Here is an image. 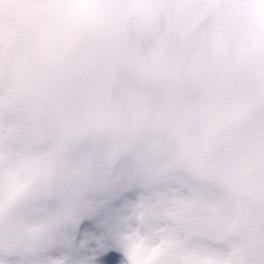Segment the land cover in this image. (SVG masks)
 <instances>
[{"label": "rangeland", "instance_id": "rangeland-1", "mask_svg": "<svg viewBox=\"0 0 264 264\" xmlns=\"http://www.w3.org/2000/svg\"><path fill=\"white\" fill-rule=\"evenodd\" d=\"M130 50L188 69L190 120L157 94L117 138L88 135L64 215L38 238L0 234V264H264V0H0V112L22 98L55 111L73 71L64 109L95 116Z\"/></svg>", "mask_w": 264, "mask_h": 264}, {"label": "clouds", "instance_id": "clouds-1", "mask_svg": "<svg viewBox=\"0 0 264 264\" xmlns=\"http://www.w3.org/2000/svg\"><path fill=\"white\" fill-rule=\"evenodd\" d=\"M110 71L114 81H121L120 92L115 99L106 95L100 111L86 120L72 118L62 107L43 110L26 98L0 112V234L5 239L38 238L41 225L64 215L72 172L83 163L88 135L117 138L122 124L151 116L157 94L171 101L176 116L190 120L184 96L177 95L179 77L189 75L188 69L181 73L167 61L153 62L130 50ZM125 74L128 79L122 81ZM179 144L187 164L186 132Z\"/></svg>", "mask_w": 264, "mask_h": 264}, {"label": "water", "instance_id": "water-1", "mask_svg": "<svg viewBox=\"0 0 264 264\" xmlns=\"http://www.w3.org/2000/svg\"><path fill=\"white\" fill-rule=\"evenodd\" d=\"M77 91V83L75 81V74L70 71L65 82L64 94L67 96H72ZM257 111L264 112V96L259 100L257 105ZM241 235L245 238V229L242 228ZM257 247V243L255 244ZM252 257L255 259V251L252 252Z\"/></svg>", "mask_w": 264, "mask_h": 264}, {"label": "flooded vegetation", "instance_id": "flooded-vegetation-1", "mask_svg": "<svg viewBox=\"0 0 264 264\" xmlns=\"http://www.w3.org/2000/svg\"><path fill=\"white\" fill-rule=\"evenodd\" d=\"M122 44H123V41H122ZM60 95L64 96L65 94L63 95V93H62V94H60ZM65 96H66V95H65ZM65 96H64V99L66 100V97H65ZM72 97H73V96H71V98H72ZM67 98H70V97H67ZM64 99H61V100H60V108H61V107L64 108V103L66 102ZM57 103H59V99H56V100H55V104H57ZM124 146L127 147V146H128V142H126ZM128 147H129V146H128Z\"/></svg>", "mask_w": 264, "mask_h": 264}, {"label": "snow or ice", "instance_id": "snow-or-ice-1", "mask_svg": "<svg viewBox=\"0 0 264 264\" xmlns=\"http://www.w3.org/2000/svg\"><path fill=\"white\" fill-rule=\"evenodd\" d=\"M96 264H109V257L101 255L96 261Z\"/></svg>", "mask_w": 264, "mask_h": 264}, {"label": "trees", "instance_id": "trees-1", "mask_svg": "<svg viewBox=\"0 0 264 264\" xmlns=\"http://www.w3.org/2000/svg\"><path fill=\"white\" fill-rule=\"evenodd\" d=\"M241 199H242L243 201H245V200H248V199H249V197H248L246 194H245V195H243V196H241L240 198H238V197H237L238 204H239V206H238L239 210H241V209H242V207H241V205H240V201H242ZM243 201H242V202H243Z\"/></svg>", "mask_w": 264, "mask_h": 264}]
</instances>
